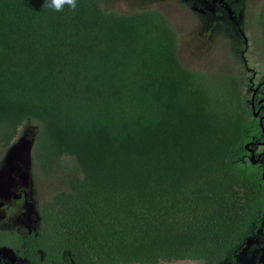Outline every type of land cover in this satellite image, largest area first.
<instances>
[{
    "label": "trees",
    "instance_id": "1",
    "mask_svg": "<svg viewBox=\"0 0 264 264\" xmlns=\"http://www.w3.org/2000/svg\"><path fill=\"white\" fill-rule=\"evenodd\" d=\"M104 2L0 0V146L34 124L43 175L72 162L29 249L72 264H219L264 211V181L242 160L257 132L244 76L186 67L162 11ZM256 23L264 44V0ZM21 238L0 230L1 243Z\"/></svg>",
    "mask_w": 264,
    "mask_h": 264
},
{
    "label": "rangeland",
    "instance_id": "2",
    "mask_svg": "<svg viewBox=\"0 0 264 264\" xmlns=\"http://www.w3.org/2000/svg\"><path fill=\"white\" fill-rule=\"evenodd\" d=\"M263 0H105L106 10L130 11L158 9L167 17L177 34L178 57L188 68L204 70L215 76L245 70L236 63L242 60L244 39L248 38L244 57L250 67L264 65V45L256 20ZM222 4V5H221ZM226 4L225 6H223ZM236 16L239 27L230 19ZM238 15V16H237ZM239 17V18H238ZM254 26V27H253ZM242 63V62H241ZM35 125L25 123L11 144L0 146V230L25 232L20 215L36 214L39 220L42 204L62 188L61 176L71 169L72 162L63 159L54 165L50 175H43L34 158ZM14 179H18L21 199H12ZM37 220L36 226H40ZM28 223V222H27ZM21 226V227H20ZM244 249L240 252L242 253ZM0 264H24L8 250L0 248ZM159 264H200L196 260H178ZM223 264H234V259Z\"/></svg>",
    "mask_w": 264,
    "mask_h": 264
},
{
    "label": "flooded vegetation",
    "instance_id": "3",
    "mask_svg": "<svg viewBox=\"0 0 264 264\" xmlns=\"http://www.w3.org/2000/svg\"><path fill=\"white\" fill-rule=\"evenodd\" d=\"M215 1L218 3H223L222 0ZM225 5L226 4H224L223 6ZM228 13L229 16L231 13L233 14V12L229 11ZM230 19L238 27L240 34L243 35L236 16L232 15ZM244 43L245 49L240 51L242 60H240V63L238 61H236V63H238V67L239 65H242L245 70L237 69L235 71L233 70L231 73L233 75L241 74L242 76H244V79L239 80V87L244 96V103L257 126V132L254 133L251 138L245 142V153L242 156V160H246L250 165L254 166L259 173L260 178L264 181V65L261 68L250 67L248 65L244 57V51H246L248 44L247 37H245ZM18 188L22 191L19 180L14 179L11 197L12 192ZM21 191H18V193H20L21 195V197L18 199L22 198ZM12 199L14 198L12 197ZM0 202L3 203L0 208H6L4 207V202ZM18 219L22 228L26 231H7L19 234L22 237V242L15 241L6 244L0 242V248L8 250L12 254V256H15L21 263L23 261L24 264H72L71 261L67 258H65L63 261H54L53 256L47 255L42 249L35 250L34 253H31L28 246V240L30 239L29 236L35 235L40 230V226H36L38 217L36 214L31 213V215L29 216L20 215ZM38 221L40 223V219ZM38 225H41V223ZM7 241L10 240L7 239ZM242 249L244 250L241 253L240 251ZM231 259H234V264H264V211L259 216V220L253 225L250 234L246 236L233 249L231 254L226 259H223L219 264L229 262V260Z\"/></svg>",
    "mask_w": 264,
    "mask_h": 264
},
{
    "label": "clouds",
    "instance_id": "4",
    "mask_svg": "<svg viewBox=\"0 0 264 264\" xmlns=\"http://www.w3.org/2000/svg\"><path fill=\"white\" fill-rule=\"evenodd\" d=\"M66 6L74 11L77 7V0H45L44 3V7L56 12H62Z\"/></svg>",
    "mask_w": 264,
    "mask_h": 264
},
{
    "label": "water",
    "instance_id": "5",
    "mask_svg": "<svg viewBox=\"0 0 264 264\" xmlns=\"http://www.w3.org/2000/svg\"><path fill=\"white\" fill-rule=\"evenodd\" d=\"M12 197H13L14 199H18V198L21 197V195H20V193H18V192H16V191H13V192H12ZM2 205H3V203L0 202V207H1Z\"/></svg>",
    "mask_w": 264,
    "mask_h": 264
}]
</instances>
